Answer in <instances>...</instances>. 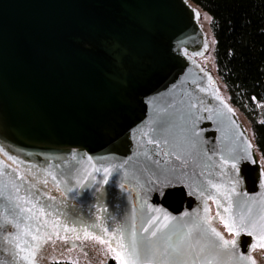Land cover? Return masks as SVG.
<instances>
[{
	"label": "water",
	"instance_id": "water-1",
	"mask_svg": "<svg viewBox=\"0 0 264 264\" xmlns=\"http://www.w3.org/2000/svg\"><path fill=\"white\" fill-rule=\"evenodd\" d=\"M197 14L187 0H0V264H30L21 257L38 243L24 234H35L37 221L17 208L31 204L17 197L51 213L41 217L49 221L41 234L55 220L76 229L63 236L87 229L110 238L120 229L130 245L135 224L136 264H177L159 257V242L143 247L148 234L139 229L152 208L181 220L170 232L199 225L198 247L209 246L195 264H248L264 235V173L248 132L195 60L207 49ZM192 132L196 154L187 164L168 158L187 175L157 179L141 164V177L142 143L167 137L186 146ZM241 155L232 169L231 158ZM125 160L131 163L98 184L103 168ZM209 203L237 226L226 229L236 241L229 250L214 246L222 241L205 221Z\"/></svg>",
	"mask_w": 264,
	"mask_h": 264
},
{
	"label": "snow or ice",
	"instance_id": "snow-or-ice-1",
	"mask_svg": "<svg viewBox=\"0 0 264 264\" xmlns=\"http://www.w3.org/2000/svg\"><path fill=\"white\" fill-rule=\"evenodd\" d=\"M199 15V14H197ZM219 99V97H217ZM231 111V109H229ZM192 118H195V114H192ZM188 119V116L185 117ZM147 135V134H145ZM195 132H192L190 136L187 137L186 146L184 144L175 143L170 141L167 137L162 139H157L155 137L148 139L144 143L140 145V150L137 153L138 163L135 165L137 171L140 172L141 177H143L144 172L141 170V164L144 167L151 171L153 175L159 179L160 177H164L166 179H176L179 180L182 176L187 175L185 172H181L180 169L184 167V164H187L188 160L192 158L196 153L194 149L196 148L195 142H193L192 137L196 136ZM145 145H154L153 148H148ZM167 146V148H165ZM202 151V150H201ZM153 152L156 157L159 159H153ZM174 156L176 160H183L184 164L181 165H173L171 161L168 159L169 157ZM244 156H237L232 157L231 159L235 162L231 163L232 169H237L239 160L243 159ZM91 159V158H89ZM211 160L210 157H208ZM144 161L150 162L153 166L154 170H150L144 164ZM163 161V163H161ZM131 163L130 160L123 161L118 167L116 168H103V178L98 181L102 184L109 183V176L113 175V172L119 174V170L124 168L125 165H129ZM225 163H228L226 160ZM6 167V166H5ZM95 172H101V169L96 168L94 169ZM51 175V174H49ZM88 176H92V173H87ZM135 179V176L132 177ZM19 179L23 182L27 179V177H19ZM52 181H57V177L55 175L51 176ZM93 179L95 177L93 176ZM48 180L45 179L43 181L44 185H47ZM146 183H150L146 181ZM59 185L57 184V187ZM83 187L84 185L81 183L79 185ZM16 192H19V187L14 185ZM123 187V185H121ZM215 187V186H214ZM69 192L73 191V189L69 188ZM17 199L24 200V203L31 204V207L24 208L20 204H17V208L20 211L27 212L31 215L32 219L37 221V228L35 230V234L32 233L31 229L25 232V235H31V239L33 241H38V243L34 247H30L27 249L28 255L21 257L22 260L30 261V264H35V254L37 249L42 247L43 244L46 243H53L55 244L58 240H63L65 243L68 242L70 237L67 235L62 236L61 232L68 233V232H76L75 228L69 229L66 226L60 225L57 221H52V228L49 231L44 232L41 234V228H46L49 224L48 220L41 221V217L48 215L50 216L51 213H48L44 207H38V202L33 203L30 200H25L23 197H17ZM49 199H55V197H49ZM146 205L147 202L143 201ZM152 215H147L146 209V218L143 221V225L139 229L142 233H147L148 235L143 237V247L148 250L151 245L157 244L159 245L156 248L157 253L159 254L160 258H167L170 257L173 260L177 261V264H188L189 259L193 261L195 264L196 261L201 259V253L207 248L209 245H205L204 247H198L199 241L193 235V232L196 231L197 235H199L198 228L199 225L193 221V227H189L187 223H183L182 230L179 232H170L169 230L173 228L176 224L181 221L179 218L175 216L169 215L167 212H163L159 208H152ZM209 209L205 207V212H208ZM228 211V209H225ZM155 213H160V215H155ZM190 213H184V216H191ZM219 215V213H217ZM175 221V224L173 223ZM205 221L210 224V219L205 217ZM6 223L14 228L19 229V224L13 223L12 220H7ZM221 223L224 225L225 229H227L230 233L234 228H236L235 222H225L221 217ZM243 221L240 224V228L247 227ZM2 227V225H0ZM261 227H264L262 225ZM187 229L186 231L184 229ZM120 229L113 230L110 238H105L99 234H93L89 232L87 229H83V239L85 240H92L101 245H105L108 251L114 253V258L117 260L118 264H136L137 258V242L135 240L136 237V228L135 224L132 225L131 228V236H132V243L130 245H125L123 243V236L120 235ZM210 231L217 237L218 240L222 241V245H214L215 247H223L226 250L232 248L235 245L236 241H229L224 239L220 232H218L215 228H210ZM103 232L107 234L109 232L108 228H104ZM249 236L253 235V232H248ZM173 236H175V240H173ZM82 237L81 235L77 234L75 236L76 240H80ZM16 241L15 246L19 249L20 252H24L25 248L20 246L19 243V236L13 237ZM190 241H193L190 243ZM11 243V241H9ZM115 244V246H113ZM253 249H264V235H261L258 239V242L254 244ZM244 259L248 261V264H257L256 260L253 259L251 256H246Z\"/></svg>",
	"mask_w": 264,
	"mask_h": 264
},
{
	"label": "trees",
	"instance_id": "trees-1",
	"mask_svg": "<svg viewBox=\"0 0 264 264\" xmlns=\"http://www.w3.org/2000/svg\"><path fill=\"white\" fill-rule=\"evenodd\" d=\"M187 1L208 17L214 74L264 173V0ZM104 264L118 263L110 258Z\"/></svg>",
	"mask_w": 264,
	"mask_h": 264
},
{
	"label": "rangeland",
	"instance_id": "rangeland-1",
	"mask_svg": "<svg viewBox=\"0 0 264 264\" xmlns=\"http://www.w3.org/2000/svg\"><path fill=\"white\" fill-rule=\"evenodd\" d=\"M196 11L199 14L198 22L204 33L207 44V49L205 53L199 57L200 59H202L200 65L207 72H209L211 78L214 79V83L219 92V95L224 100L222 90L218 84L213 69L214 64L212 61L211 54L214 41L208 25V17L203 12H199L197 9ZM197 59L198 58H195L196 61ZM209 207L210 224L217 231L223 234L226 239H231V235L227 232L224 225L221 223V216L217 215V211L213 207V205H211V203H209ZM82 241H80L79 243L78 240L70 237L67 243H65L63 240H58L55 244L51 242L43 244L41 247L43 249L39 248L36 251L34 258L35 263L51 264L52 262H67L70 264H104L110 258L115 259L114 253L108 251L105 245H101L92 240L83 239ZM251 255L252 258L256 260L257 264H264V249H253Z\"/></svg>",
	"mask_w": 264,
	"mask_h": 264
},
{
	"label": "flooded vegetation",
	"instance_id": "flooded-vegetation-1",
	"mask_svg": "<svg viewBox=\"0 0 264 264\" xmlns=\"http://www.w3.org/2000/svg\"><path fill=\"white\" fill-rule=\"evenodd\" d=\"M197 61H198L199 63H201L202 59L198 58ZM81 235H83V234H81ZM66 263H67V262H66ZM69 264H70V263H69Z\"/></svg>",
	"mask_w": 264,
	"mask_h": 264
}]
</instances>
